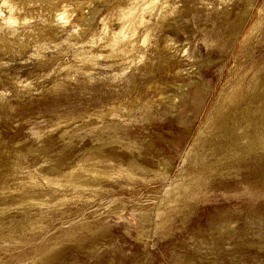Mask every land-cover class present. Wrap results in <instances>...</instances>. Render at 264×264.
Instances as JSON below:
<instances>
[{
	"label": "rangeland",
	"instance_id": "obj_1",
	"mask_svg": "<svg viewBox=\"0 0 264 264\" xmlns=\"http://www.w3.org/2000/svg\"><path fill=\"white\" fill-rule=\"evenodd\" d=\"M0 264H264V0H0Z\"/></svg>",
	"mask_w": 264,
	"mask_h": 264
}]
</instances>
